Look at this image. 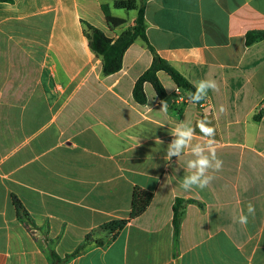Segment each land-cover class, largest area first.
<instances>
[{
	"label": "crops",
	"instance_id": "1",
	"mask_svg": "<svg viewBox=\"0 0 264 264\" xmlns=\"http://www.w3.org/2000/svg\"><path fill=\"white\" fill-rule=\"evenodd\" d=\"M127 1L0 2V264H51L49 249L62 264H264V41L245 43L248 32L264 30V0H147L157 54L194 86L217 82L200 107L165 72L168 98L146 84L147 103L135 102L134 86L153 61L142 40L120 72L103 75L83 22L116 40L137 17ZM103 4L128 23L112 29ZM202 120L215 130L223 166L209 170L207 187L185 190L195 157L185 150L164 159L170 130L186 123L193 143L203 142ZM135 188L153 193L147 210L111 245L92 243L69 258L88 236L103 239L105 225L130 218ZM177 199L189 203L175 244Z\"/></svg>",
	"mask_w": 264,
	"mask_h": 264
},
{
	"label": "trees",
	"instance_id": "2",
	"mask_svg": "<svg viewBox=\"0 0 264 264\" xmlns=\"http://www.w3.org/2000/svg\"><path fill=\"white\" fill-rule=\"evenodd\" d=\"M0 2L13 3L14 0H0ZM146 2L147 0H130L126 2L127 8L130 10L135 9L137 11V17L135 19L134 26L123 31L116 40L108 37L103 31L92 26L91 24L83 22L84 33L89 41V47L96 57L102 61L103 75L110 76L121 71L123 68L124 57L128 49L137 40H142L149 46L153 54V61L150 68L142 74L134 86L133 97L135 102L140 105H145L147 103L148 97L145 91L146 84H150L153 87L159 99L165 100L168 98L167 91L159 78L160 72H165L171 78L174 84L189 97V93L195 91V86L167 60L158 55L154 47L149 42L146 23ZM102 10L107 23L112 29L123 27L128 23L127 19L114 16L108 4H103ZM261 41H264V30H254L246 34L245 43L247 46H252ZM204 102L205 98L195 104L200 107ZM263 115L264 109L260 112L257 120L261 119ZM153 197V193L141 188H135L130 218L114 221L105 225L102 228V233L105 235V238L93 240V236H88L84 244L76 252L68 257L71 258L79 255L86 249L87 246L91 245L92 243L99 247L111 245L127 226L130 220L139 217L147 210L153 200ZM12 199L17 210L18 218L26 225L27 228L32 230L35 225L28 212L24 209L22 203L17 200L15 196H13ZM187 203H189V201L177 199L173 208L175 244L179 240L181 225L185 216V207ZM47 254L51 264H62L63 260L55 250L49 249Z\"/></svg>",
	"mask_w": 264,
	"mask_h": 264
},
{
	"label": "clouds",
	"instance_id": "3",
	"mask_svg": "<svg viewBox=\"0 0 264 264\" xmlns=\"http://www.w3.org/2000/svg\"><path fill=\"white\" fill-rule=\"evenodd\" d=\"M209 90H218L217 82L213 79L200 80L195 84V91L189 93L188 98L191 102L198 103L206 97ZM161 103L162 108L166 110L168 105L163 101ZM220 111H226L223 105L220 106ZM197 126L205 138L203 142L193 143L194 128L182 122L170 130V134L174 138L168 144L164 157L166 161L170 162L172 157H180L185 150H188L195 157V159L187 162V167L191 170V173L183 179L182 187L185 190H191L193 187L200 189L207 187L213 179L212 176L208 175L209 170L220 171L223 166V161L215 155L214 141L212 139L215 134L214 128L210 127L205 120L200 121ZM248 214H255V207L251 203L248 206ZM238 222L241 225H246L248 216L240 215Z\"/></svg>",
	"mask_w": 264,
	"mask_h": 264
},
{
	"label": "rangeland",
	"instance_id": "4",
	"mask_svg": "<svg viewBox=\"0 0 264 264\" xmlns=\"http://www.w3.org/2000/svg\"><path fill=\"white\" fill-rule=\"evenodd\" d=\"M121 12H122V14H130L131 16L134 14L133 12H125V11H121ZM34 234H36V232ZM35 237L38 238L37 236H35Z\"/></svg>",
	"mask_w": 264,
	"mask_h": 264
},
{
	"label": "built area",
	"instance_id": "5",
	"mask_svg": "<svg viewBox=\"0 0 264 264\" xmlns=\"http://www.w3.org/2000/svg\"><path fill=\"white\" fill-rule=\"evenodd\" d=\"M180 100H181V101H184V98H183V97H180Z\"/></svg>",
	"mask_w": 264,
	"mask_h": 264
}]
</instances>
